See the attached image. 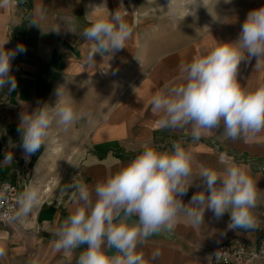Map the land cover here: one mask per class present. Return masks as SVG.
Here are the masks:
<instances>
[{"label":"crops","instance_id":"obj_1","mask_svg":"<svg viewBox=\"0 0 264 264\" xmlns=\"http://www.w3.org/2000/svg\"><path fill=\"white\" fill-rule=\"evenodd\" d=\"M99 1L0 0V45L8 41L6 49L18 44L27 49L12 60L16 90L0 91V182H18L21 192L35 182L41 190L40 202L26 225L10 222L0 233V244L6 249L0 264H77L86 245L70 254L56 252L53 247L55 229L74 207L68 185L75 178L94 188L125 167L145 145L168 151L174 142H180L192 152L194 182L182 197L184 203L203 190L201 166L222 171L232 162L246 165L257 187L252 215L256 218L264 212V131L233 141L224 137L221 128L195 140L191 126L162 128L161 114L151 109L155 94L184 83L181 64L207 54L219 42L235 41L248 12L257 8L248 7L194 39L174 43L159 56L150 51L152 58H140L142 65L137 59L133 58L136 65L131 61L141 44L133 36L126 48L113 56L96 54L93 65L87 60L92 45L82 33L94 19L109 14L107 4ZM69 26L75 27L76 33L68 31ZM237 78L242 88L264 85V59L258 65L255 59L242 61ZM67 79L78 81L76 85L89 91L91 97L96 91L109 94L114 86L122 94L117 96L116 106L112 97L103 96L106 102L99 110L85 115V119L81 117V126L69 128L66 137L51 128L46 145L26 156L17 131L21 114L48 105L58 85ZM10 152L12 162L4 163ZM137 219L132 217L129 222ZM229 222L228 213L217 218L205 210L204 223L193 226L181 215L171 232L153 235L138 251H143L150 264H210L209 252L215 247L234 238L247 246L255 242V230H229ZM157 250L160 256L153 261L152 253ZM108 251L115 254L114 249Z\"/></svg>","mask_w":264,"mask_h":264},{"label":"clouds","instance_id":"obj_2","mask_svg":"<svg viewBox=\"0 0 264 264\" xmlns=\"http://www.w3.org/2000/svg\"><path fill=\"white\" fill-rule=\"evenodd\" d=\"M32 24L38 26L36 22ZM66 28L76 33L75 27ZM132 32L119 10L94 19L82 33L92 45L88 62L95 65L96 54L113 56L126 48ZM7 43L0 45V91L7 89L11 93L17 88L12 60L27 49L23 44L6 49ZM246 59H255L256 65L264 59V6L248 12L235 41L219 42L207 54L181 64L184 83L152 97L151 109L161 114L160 126H191L195 140L221 128L224 137L233 141L264 131V85L242 88L237 78L239 66ZM56 95L59 99L54 107L45 104L21 114L17 131L26 156L46 145L54 123L67 131L79 116L74 106L63 99L62 87L56 89ZM3 162H12L11 152ZM194 162L192 152L180 142H174L168 151L145 145L125 167L94 188L72 178L68 190L74 207L55 229L54 250L70 254L86 245L77 264H150L143 251H138L140 246L153 235L171 232L181 215L193 226L201 225L205 210L217 218L228 213L229 230H255L252 209L256 207L257 187L247 166L232 162L222 171L201 166L199 179L203 190L184 203L182 197L194 182ZM7 193V185L0 188V201L7 198ZM40 195L38 184H28L17 196V208L9 221L26 225ZM132 217L138 219L130 223ZM111 249L115 254H109ZM5 255V246L0 244V258ZM159 256L160 252L154 251L151 260Z\"/></svg>","mask_w":264,"mask_h":264},{"label":"rangeland","instance_id":"obj_3","mask_svg":"<svg viewBox=\"0 0 264 264\" xmlns=\"http://www.w3.org/2000/svg\"><path fill=\"white\" fill-rule=\"evenodd\" d=\"M103 6L107 4L109 12L114 13L119 10L125 21L132 27V36L137 37L141 44L137 56L131 61L136 65L137 59L141 65L140 58H152L150 51L159 54L172 48L174 43L188 41L196 38L207 29H214L219 23L229 20L234 15L249 8H260L264 6V0H100ZM99 1V2H100ZM140 55V56H139ZM72 79L63 81L57 88L62 87L63 99L70 102L78 111L79 116L74 126H81L80 122L85 119V115L92 114L99 110V106L105 103L104 97L107 95L114 99L117 105V96L121 92H116L110 85V93L96 91L90 95L85 88H79ZM79 84V83H78ZM83 84V83H82ZM101 84L98 85V89ZM56 88V89H57ZM104 96V97H103ZM59 97L56 90L49 100L48 106L54 107ZM113 110H116L113 109ZM112 110V111H113ZM87 112V113H86ZM82 117V119H81ZM57 133L67 136L69 129L65 131L62 126L55 123L51 127ZM73 134V133H72Z\"/></svg>","mask_w":264,"mask_h":264},{"label":"built area","instance_id":"obj_4","mask_svg":"<svg viewBox=\"0 0 264 264\" xmlns=\"http://www.w3.org/2000/svg\"><path fill=\"white\" fill-rule=\"evenodd\" d=\"M5 185L8 186V193L7 198L0 201V233L10 223L8 217L17 208V196L21 193L18 182H0V188ZM255 220L256 239L253 245L247 246L239 238H234L209 252L210 264H264V212Z\"/></svg>","mask_w":264,"mask_h":264}]
</instances>
